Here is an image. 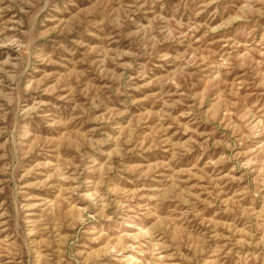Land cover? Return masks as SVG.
<instances>
[{
  "label": "rangeland",
  "instance_id": "obj_1",
  "mask_svg": "<svg viewBox=\"0 0 264 264\" xmlns=\"http://www.w3.org/2000/svg\"><path fill=\"white\" fill-rule=\"evenodd\" d=\"M0 264H264V0H0Z\"/></svg>",
  "mask_w": 264,
  "mask_h": 264
}]
</instances>
